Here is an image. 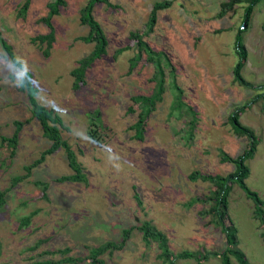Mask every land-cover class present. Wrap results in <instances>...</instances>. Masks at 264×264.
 Wrapping results in <instances>:
<instances>
[{
    "label": "rangeland",
    "instance_id": "rangeland-1",
    "mask_svg": "<svg viewBox=\"0 0 264 264\" xmlns=\"http://www.w3.org/2000/svg\"><path fill=\"white\" fill-rule=\"evenodd\" d=\"M50 1L0 0V48L4 44L12 56L26 60L35 87L55 101L46 109H55L61 119L60 137L74 152L86 182L56 180L72 174L62 149L26 173L24 168L39 159L49 142L30 118L25 94L0 83V191H5L0 264H90L89 250L105 243L116 248L104 249L99 256L103 264H167L156 243L143 241L137 228L143 222L164 235L173 264H219L224 235L212 221L211 202H203L214 188L189 175L232 174L234 165L220 154L234 159L247 140L233 133L229 116L261 94L238 121L257 142L245 162L249 175L244 183L264 201V87L245 89L232 79L234 37L246 3L234 4L222 17L216 16L219 5L228 0H108L115 7L94 3L91 15L105 35V54L73 89L70 71L93 50V43L80 40L89 31L79 22L87 0H64L51 17L53 42L46 56L31 40L48 31L44 20ZM157 2L170 5L156 13L152 32L143 39L169 63L161 59L162 99L142 118V134L136 138L131 127L139 121L140 109L131 98L152 93L154 66L144 54L130 66L137 49L128 34L144 31ZM239 36L246 52L242 78L252 87L264 85V0L253 5ZM14 121L21 127L12 146L1 137L12 135ZM91 123L97 125L96 144L70 135L74 126L88 134ZM116 155L122 158L119 172L107 162ZM227 216L248 263L264 264V228L253 217L252 201L234 183ZM24 217L27 225H21ZM65 248L68 253L62 252ZM180 252L207 257L175 258ZM230 261L236 264L232 257Z\"/></svg>",
    "mask_w": 264,
    "mask_h": 264
},
{
    "label": "trees",
    "instance_id": "trees-1",
    "mask_svg": "<svg viewBox=\"0 0 264 264\" xmlns=\"http://www.w3.org/2000/svg\"><path fill=\"white\" fill-rule=\"evenodd\" d=\"M258 0H228L225 3H221L219 5L220 9L217 13V17H222L228 10L232 8V6L236 3L244 2L246 3V7L243 11V19L242 24L237 29V34L234 37V52L237 56V61L234 67L232 68V79L233 81L240 87L245 89L257 90L259 87H264V85H259L257 87H252L248 82H246L241 76V68L243 66V62L246 58V52L244 47L240 42L239 33L243 31V26H247L248 20L250 18L252 7ZM94 3L104 4L106 7H115L109 3L108 0H87L86 4L80 10L79 22L82 25L89 26V31L86 36L81 37L80 40L84 43H93V50L83 59L78 61V66L70 71V75L73 78L72 88H79V83L83 82L84 72L91 65V63L100 58L105 54V48L107 45V41L105 35L98 25L97 22L94 21L91 11ZM170 4L168 2L164 3H154L151 7L147 24L144 27L143 32L132 31L129 32L128 37L130 40L134 42V45L137 49V53L131 59V67H133L138 59L141 58V55L144 54L146 59L153 63L154 66V80H155V88L152 93L148 96H134L131 98L132 101L138 104V108L140 112L138 114L139 121L134 123L131 129L134 131V136L136 138H140L142 134V124L141 120L145 116L154 110V107L157 102L161 101V95L164 91V71H162L161 59L164 60L165 63H169L168 59L164 57L162 53L155 52L151 50V48L144 41V37L152 32L153 26L155 24V16L156 13L164 8H167ZM64 6V0H51L47 3V15L45 17V26L48 31L44 35H38L32 38L31 42L37 43L39 46H42L44 51L43 54L47 56V51H49L51 44L53 42V30L50 25L51 17L58 14L59 8ZM24 10V6L22 7ZM5 51L11 55L9 48L2 44ZM12 56V55H11ZM20 92L25 94L26 101L28 104V110L30 113V118L32 120H36L40 126L42 137L45 138L49 142V146L40 154L39 159L35 160L33 163L25 167V171L28 174L30 169L36 165L40 160H42L46 155H50L56 152L59 149H62L66 154L67 166L72 171L70 175H64L58 177L56 180L58 182H86V177L82 173V169L80 164L77 162L75 158L74 152L71 150L70 146L61 139L59 129L64 128L61 119L58 117L56 113L53 112L52 109H46L39 107V103L36 101V97L28 95L22 90ZM180 93V92H179ZM261 97V94L254 95L250 101H248L244 106L238 107L234 109V112L229 116V124L233 133L237 136L245 137L247 140V147L242 151L240 155L231 159L227 157L225 154H220V158L222 161L230 162L234 165V171L232 174L227 176H219V175H200L199 173L192 172L189 175L190 179L200 178L203 181L210 183L214 190L210 192L209 198H204L203 202H211L213 208L212 212V221L213 223L220 228V231L224 235L225 239V248L219 254V264H231L230 257H232L236 264H249L245 259L244 254L238 249L237 244V236L236 230L234 229L232 222L229 220L227 216V195L230 190L231 184H236L241 191L245 194V196L250 199L253 203V217L258 220L259 224L264 228V201L261 200L255 192L250 191L244 181L249 175V169L245 162L249 160L256 147V140L253 135V132L242 126L238 121V115L243 111L245 107L249 105L251 101L255 102L256 99ZM131 112V109H128ZM14 131L12 135L7 139L5 137H1L2 142H8L12 146L16 144L17 141V133L20 130L21 123L14 121ZM91 128L88 132V136L92 139H95V127L93 123L90 124ZM191 136L188 138L190 139ZM14 152V149L11 150V154ZM43 190H45V185L42 186ZM5 191H0V205L4 202ZM28 218L24 217L22 219L21 225H27ZM141 232L142 239L145 243L154 242L157 245L159 250V257L162 258L167 264L172 263V256L169 254L166 245V239L161 232L155 230L149 223L143 222L139 227H137ZM130 230L122 231V240L125 239L128 232ZM264 233V232H263ZM122 243H120V247ZM116 248L115 245H111L105 243L104 245L91 248L88 252V259L90 264H103L99 256L103 253L106 248ZM68 249L65 248L62 252L68 253ZM161 251V252H160ZM207 254L199 255L189 252H180L175 255V258H185V259H193L195 261H200L201 259H205ZM66 261H71V258L67 257ZM44 264H48V262H43Z\"/></svg>",
    "mask_w": 264,
    "mask_h": 264
},
{
    "label": "clouds",
    "instance_id": "clouds-1",
    "mask_svg": "<svg viewBox=\"0 0 264 264\" xmlns=\"http://www.w3.org/2000/svg\"><path fill=\"white\" fill-rule=\"evenodd\" d=\"M0 83L22 90L33 97L39 96L38 106L41 108H51L55 103L51 98L42 96L35 87L28 62L19 56L9 55L3 48H0ZM70 135L88 143H97L84 130L75 126L70 129ZM107 162L117 172L122 169V158L118 155L109 157Z\"/></svg>",
    "mask_w": 264,
    "mask_h": 264
}]
</instances>
